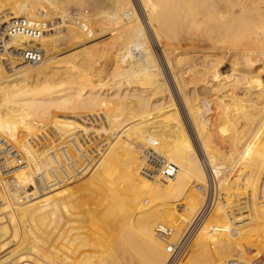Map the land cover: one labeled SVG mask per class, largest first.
I'll return each instance as SVG.
<instances>
[{
	"label": "bare ground",
	"instance_id": "1",
	"mask_svg": "<svg viewBox=\"0 0 264 264\" xmlns=\"http://www.w3.org/2000/svg\"><path fill=\"white\" fill-rule=\"evenodd\" d=\"M12 2H0V30L5 27V30L20 29L24 32L12 38H8V34L0 36V162L8 165L10 169L19 166L22 160L15 159L16 151L17 155L23 156V162L29 161L30 165L28 163L23 170L9 172L6 176L0 175V255L11 248L14 242L19 243L17 248H12V251L10 249L0 257V264H169L170 257L166 246L157 238L154 227L168 225L175 232L174 237H181L193 224L202 208L206 190L211 186L208 179L217 180L220 190L224 181L221 175L224 171L232 177L230 184L237 187L238 192L237 188L227 192L224 203L221 202L220 205L219 202L216 205L208 219V223L212 222L208 224L210 229L203 230L205 238L209 237L210 240L206 239V242H214V245H217L214 246L215 249H221L226 257L225 259L222 256V260L231 259L233 262L244 254L243 248H247L246 246L260 248L261 252H264L263 0H225L230 7L227 8L229 13L222 11L223 13L206 15V12H200L206 15V53L215 57L216 53L211 49L221 46L219 41H214L215 36L218 39L222 33H225L226 37L227 33H232L234 35H230L235 38L229 41V49L234 57L231 64L228 63L232 67L231 75L221 73L220 67L223 65L220 61L206 60V98L202 99L206 100L207 106H214L218 112L208 107L205 112L200 105H190L188 99L183 98L185 86L182 82L183 78L185 81L189 80L187 76L190 69L182 71L184 68L180 66L181 70L174 71L178 64L186 63V60L179 56L184 53L178 55V62H173V51L169 53L167 49L170 48L162 47V36L169 35L170 40H173L170 31L173 25H180L181 19L178 13H175V18L169 16V20L171 21V17L176 20L180 18L179 24L173 19L172 26L169 20L165 21L173 6H170L168 11L167 8L162 11L159 10V3L166 4L167 0L139 2L145 23L150 26L167 69L173 76L171 82L174 83L173 88H176L177 94L173 93L172 86L162 78V70L155 55L151 53L141 27L138 26L133 0ZM218 3L216 4L219 5ZM72 6L80 11L75 13ZM201 6L197 5V8L195 6L191 9ZM85 7L87 10L92 9L94 14L82 11ZM48 8L50 11L52 9L54 18L39 11ZM190 10L187 11L189 18L191 14L196 15V10L195 13ZM159 11L164 12V15L158 13ZM104 13L108 14L103 16ZM200 13L197 15H201ZM76 16L78 17L75 18ZM192 17L188 19L191 20L190 23L196 20H192ZM185 20L188 21L185 18L183 22ZM165 23L170 27H166ZM240 26H243L241 31L250 26L259 34L253 31L252 35L250 33L252 37L247 34L244 38L239 33ZM174 28L173 30L177 29ZM236 28L239 30H234ZM27 31H37L40 34L32 38V35H27ZM177 31L179 29L174 33ZM247 31L251 32L248 29ZM99 32L112 35L111 44L117 49L112 51L113 70L103 74L104 78H108L105 84L98 82L103 78V61L107 58L108 48L96 41L100 39ZM214 34L216 35L213 36ZM142 38L145 43H142ZM164 38L169 39L168 36ZM72 41L77 42V52H73L76 51L74 45L71 60L64 62L67 60L64 59L63 65L58 64L61 62H52L54 57L49 58L51 63L45 60L31 66L22 65L27 62L22 57L28 51L26 44H29L28 48L34 49L33 45L39 43L53 53L59 49L62 51L64 46ZM14 57L16 61L4 64L6 58ZM76 61L79 62V68L76 65L74 67ZM8 65L12 69L9 70L10 73L6 70ZM178 94L193 126L192 135L187 130L189 126H184L188 125L189 121L184 122L186 120L183 119L180 109L182 105L178 108V102H174V98L178 100ZM107 103L131 110L132 123L122 124L120 130L111 128L106 131L108 134L102 133L94 138L95 129L83 127L81 123L72 120L79 111L93 110L95 113L94 109ZM59 111H67L71 116L66 115L67 113L66 116L60 115ZM202 111L205 113L201 114ZM207 113L211 114L209 119ZM159 128L164 129L166 133L161 132ZM80 131L91 135L93 139L96 153L91 156L82 153L83 145L81 146L76 135ZM131 133L143 140L155 137V154L178 167L174 178L151 179L142 176L145 168L143 155L138 156L135 146L129 147L127 142L121 141ZM33 139H41L40 144L46 150L40 153L42 149L39 148L38 153V149L32 146L36 142L33 143ZM93 143L90 142V146ZM165 145H171V148L161 154ZM10 146L13 148L9 149ZM62 146H65L66 150ZM89 149L92 152L91 147ZM196 150L202 158L205 156L211 170L208 171L203 160L202 166ZM78 156L85 159L83 167L77 165ZM90 160L95 161L97 166L86 170L93 172L89 174L92 181L88 179L91 185L86 189L92 196L99 194L100 203L96 208L88 204L90 194L85 201V197L81 199L84 195L82 191L80 196L75 190L65 188L75 183L81 173L89 167ZM35 176L39 177L38 186ZM10 179L20 182L21 191L15 192L9 188ZM194 182L195 191L191 188ZM29 186L35 188L33 193L28 194ZM20 192L26 194L23 200L19 196ZM155 202H161L162 210L146 212ZM5 213H8L5 215L7 220L3 217ZM40 230L44 233L42 236V232L39 234ZM234 230L238 231L235 236L232 234ZM200 236L204 237L202 233ZM237 236L240 237L239 242L234 240ZM204 242L200 245L202 250L208 244L205 242V245ZM41 245L47 249H44L46 252ZM210 245L209 249H214L210 248ZM208 250L205 249L209 255ZM214 254L212 253V256ZM242 260L248 263L245 259Z\"/></svg>",
	"mask_w": 264,
	"mask_h": 264
},
{
	"label": "rangeland",
	"instance_id": "2",
	"mask_svg": "<svg viewBox=\"0 0 264 264\" xmlns=\"http://www.w3.org/2000/svg\"><path fill=\"white\" fill-rule=\"evenodd\" d=\"M1 1H3V0H1ZM0 1V2H1ZM12 3H14L15 2V0H10ZM138 1V2H137ZM164 1H166V0H164ZM169 1V2H168ZM173 1L174 0H167V3L165 4V2H163L164 4H162V3H159V5H160V8H159V10L161 9L162 11H163V9L165 10L166 8H167V11L169 10L168 8L170 7V6H173V9H172V7H171V9L169 10V12H168V19H167V17H165L166 19H165V21H167V20H169L170 18H169V16H176V14L181 18H179L180 19V21H179V19L177 18V20L176 19H173L172 17H171V21L172 22H174L175 20V22L177 23L178 21L180 22V25H176V27H175V25H173L174 27V29H176V30H178L179 29V31H177V32H175V33H177V35H175L174 36V31H176V30H173V28L171 29L172 31H170V30H168V33H169V31L171 32V39L172 38H174V39H177V40H179V42L178 41H175L174 39L173 40H170V36L169 35H165L164 37H166V36H168L169 37V39L168 38H164L163 36H162V38H161V40H163L164 41V43L162 42V47L163 48H170V49H167V52H169V53H171L172 51H173V55H171L172 57H174V58H172V61L173 62H178L179 61V58L180 57H182V58H184L186 61V63H183V65H181V64H178L177 66H176V63H174L175 64V71L174 72H177V71H179V70H181L182 68H184V69H182V71H184V70H187V69H190V71H189V73H188V79L189 80H187V81H185V78H183V82H182V84H184V88H183V94L185 95H183V98L184 99H188V104H190V105H192L191 103H193L194 105L195 104H197V105H200L201 106V108L203 107V110H205V112H206V109H207V107L210 109V110H213L214 112H218V111H216L215 110V107L213 106V107H211V106H207L206 105V100L205 99H202V98H206V94H205V92H206V60L207 61H213V60H217V61H220V63H222V67H220V71H221V73L222 74H224L225 73V75H231V73H232V67L228 64V63H230L231 64V62L234 60V57H232V53L230 52V47H229V41H231V39H235L233 36H231V35H234V34H232V33H227V37H226V35H225V33H222L225 37H226V39H225V37L222 35V34H217V35H219L218 36V39L216 38V34H214L213 36H215L214 37V41L215 42H217V41H219L220 43H221V46L220 47H218V48H214V49H211L212 50V52H214V53H216V55H215V57H213L212 55H209V53H206V32H204V31H206V21H204V20H206V15H208V14H214V13H223V12H227V13H229V11H228V9L230 8L228 5H227V2H225V0H222L223 2H219V1H221V0H215V1H212L211 2V0H206V2H202V1H200V0H198V1H193V0H175V3H177V2H180V3H177V4H175V3H173ZM199 1H200V5H199ZM219 3H218V2ZM133 7H134V10H135V12H136V15L138 16V22H139V24H138V26L139 27H141V29H142V31H143V34H144V36H145V38H146V42H148V44H149V46H150V49H151V53L153 54V55H155V58H156V60H157V62H158V64H159V66H160V68H161V75H162V78L167 82V84L169 85L170 84V87L172 88V89H174L173 90V93L175 94H177V90H176V88H173L175 85H174V83L173 82H171V81H173V76H172V74L170 73V71L167 69V65L165 64V61H164V57H163V55H161L162 54V52H161V49H159L158 48V46H157V44H156V42H155V40H154V36H153V34H152V31L150 30V26H148V24H147V22L145 23V19H144V17H143V13H142V11H141V4H140V2H139V0H133ZM160 2V1H159ZM162 2V1H161ZM171 2V3H170ZM183 2V3H182ZM192 2H193V4H192ZM195 2H196V4H195ZM211 2V3H210ZM139 3V4H138ZM170 3V4H169ZM174 5H176V6H174ZM216 3H218L219 5H217ZM221 3H223V4H221ZM179 4V6L177 7V5ZM190 4H191V6H190ZM203 4V5H202ZM204 4H205V6H204ZM193 5V6H192ZM197 5L198 6H201V8L199 7L198 9L200 10H198V9H191V7L193 8V7H195L196 6V8H197ZM211 5V6H210ZM226 7H225V6ZM161 6H162V8H161ZM188 6V8H189V10L191 11V13L193 12V13H195V10H196V15H197V13L199 14L200 12L201 13H205L206 12V15H202L201 13V15H197V18H196V15H193V14H191L190 15V18L192 17V15L194 16V17H192V20L193 19H195L196 18V20H193L194 22L193 23H190L191 22V20H188V19H190L189 18V12L187 13V11H189V10H187L186 9V7ZM207 6V7H206ZM217 6V7H216ZM41 7V6H40ZM40 7H39V9H40ZM73 7V9H74V12L76 13V12H78V11H80L79 10V8H77V7H75V6H72ZM261 7L263 8V10H264V0H263V3L261 4ZM52 8V7H51ZM76 8L78 9L77 11H76ZM204 8V9H203ZM209 8V9H208ZM218 8V9H217ZM224 10H223V9ZM228 8V9H227ZM42 9V8H41ZM50 8H48V9H43V10H39L40 11V13H42L43 15H46V14H49V16L50 17H52V18H54L55 17V15L52 13L53 11H52V9H51V11L49 10ZM89 9V8H88ZM216 9V10H215ZM221 9V10H220ZM45 10H48V11H45ZM179 10V11H178ZM193 10V11H192ZM205 10V11H204ZM220 10V11H219ZM226 10V11H225ZM43 11V12H42ZM82 11H87L88 12V14L90 13V14H94V12L92 11V9H89V10H87V8L85 7V8H83V10ZM90 11V12H89ZM167 11H165V13H167ZM178 11V12H177ZM180 11H182V12H180ZM185 11V12H184ZM204 11V12H203ZM208 11H209V13H208ZM211 11H214V12H211ZM223 11V12H222ZM173 12V13H172ZM158 13H161V11H159ZM163 13V15H164V12H162ZM162 13H161V15H162ZM173 15H172V14ZM176 13V14H175ZM181 13H182V15H181ZM246 13H250V12H246ZM108 13H104L103 14V16H106ZM180 14V15H179ZM166 15V14H165ZM166 15V16H167ZM210 16V15H209ZM78 16H76L75 18H77ZM175 18V17H174ZM185 18H187V20L188 21H184L183 22V20L185 19ZM174 21H173V20ZM170 21V20H169ZM170 21V22H171ZM73 22V21H72ZM74 22H75V20H74ZM170 22H168V24L170 25ZM171 22V26H172V23ZM179 22H178V24H179ZM175 23V24H176ZM189 23H190V25H189ZM77 24V26H78V24H79V22L78 23H76ZM166 25V23H165V26L167 27L168 26V28L170 27L169 25ZM189 26H187V25ZM73 25H75V24H73ZM107 25V24H106ZM76 26V25H75ZM75 27V28H78V27ZM180 26V27H179ZM111 27V26H110ZM179 27V28H178ZM241 27H243V26H240L239 27V29L241 28ZM186 28V29H185ZM238 28V27H237ZM234 29V30H239V29ZM101 29V28H100ZM243 28H241L240 29V31L242 30ZM247 29L249 30V31H251V32H248L247 31ZM149 30L151 31V32H149ZM186 30V31H185ZM188 30H190V31H188ZM256 29H254L253 27H248L247 28V26H246V29L244 28V30L243 31H239V33L241 34V35H243L242 37H244V36H248V35H250V33H251V35H252V33H254V32H256L255 31ZM180 31H182V32H180ZM203 31V32H202ZM254 31V32H253ZM103 32H105V30L103 31ZM102 32V33H103ZM185 32V33H184ZM248 32V33H247ZM246 35H245V34ZM231 34V35H230ZM248 34V35H247ZM255 34H259V32L257 33H255ZM255 34H253V35H255ZM99 35H100V39H98V40H96L97 42H99V44L101 43L102 45L104 44V46H106L108 49H107V55H106V57L108 58H105V61H103V69L105 70L103 73H102V75L101 76H103V78L102 79H100V82H98V83H100V84H105L106 82H107V77H105L104 78V76L107 74V72H109V71H111V70H113V65H112V62H113V59H111L112 57H113V54H114V52H112V51H114V50H117V49H114V47L112 46V44H111V41H113V39H112V35H110V34H105V35H103V34H100V32H99ZM101 35H103V36H101ZM231 36L230 38H229V36ZM240 35V36H241ZM250 35V37H252ZM176 36H178V38H176ZM223 38H222V37ZM153 37V38H152ZM192 37H194V38H192ZM220 37V38H219ZM189 38L191 39V40H189ZM227 38H229V39H227ZM245 38V37H244ZM112 39V40H111ZM181 39V40H180ZM200 39V40H199ZM142 40V43H145V41L143 40V38L141 39ZM154 40V41H153ZM189 40V41H188ZM108 41H109V43H108ZM184 41V42H183ZM193 41V42H192ZM201 42V43H200ZM228 42V43H227ZM185 43V44H184ZM220 43H218L219 45H220ZM223 43V44H222ZM77 44V42H75V41H72V42H70V43H68L66 46H64L65 47V49H62V51H60V49L58 50V52L56 51V52H51V51H49L48 50V48H46L47 50H46V57H45V59L43 60L44 62H45V60L47 61V60H49V61H47V63L48 62H50L51 63V61L52 62H61V63H58V64H60V65H63V63L64 62H66V61H68V59L69 60H71V56L73 55V53H72V51L75 49V47L77 46L76 45ZM107 44H110V45H108L107 46ZM184 44V45H183ZM187 44V45H186ZM71 45V46H70ZM75 45V47H73ZM186 46H188V47H186ZM46 47V46H45ZM69 47V48H68ZM73 47V48H72ZM78 47V46H77ZM76 47V51H73V52H77V48ZM112 47H113V49H112ZM72 50H71V49ZM213 48V47H212ZM258 48H260V46H258ZM55 50H57V48L55 49ZM71 50V51H70ZM67 52H71V53H67V55H66V53ZM112 52V53H111ZM51 53V54H50ZM74 53V54H75ZM160 53V54H159ZM182 53H184V55L183 56H181V55H179V54H182ZM60 55V56H59ZM64 55V56H63ZM70 55V56H69ZM178 55L180 56V57H178ZM207 55V56H206ZM230 55V56H229ZM212 56V57H211ZM54 57V58H53ZM63 57V58H62ZM67 57V58H66ZM69 57V58H68ZM216 57H217V59H216ZM49 58H53L51 61H50V59ZM55 59V60H54ZM64 59H67V60H65L64 61ZM189 59V60H188ZM231 59V60H230ZM54 60V61H53ZM57 60V61H56ZM176 60V61H175ZM64 61V62H63ZM188 61V62H187ZM225 61V62H224ZM77 62V61H76ZM224 63H226V64H224ZM65 64V63H64ZM22 65H24V66H31V65H26V64H22ZM21 65V66H22ZM77 66V68H79V62H77V63H74V67H76ZM184 65H186V67H184ZM19 66V65H18ZM180 66H182V68L181 69H179L180 68ZM227 67V68H226ZM7 68V67H6ZM229 68V69H228ZM6 70H11V69H9V68H7ZM107 70V71H106ZM7 71V72H8ZM188 71V70H187ZM187 71H185V72H187ZM195 71V72H194ZM197 71V72H196ZM204 73H203V72ZM231 72V73H230ZM8 73H10V71L8 72ZM198 75H200V76H198ZM200 73V74H199ZM103 74H105V75H103ZM204 74H205V76H204ZM200 77V78H199ZM193 78V79H192ZM196 78H199L198 80L196 79ZM170 79V80H169ZM190 79H191V82H190ZM200 80V81H199ZM196 82V83H195ZM200 83V84H199ZM97 84V83H96ZM185 84H187V85H185ZM199 84V85H198ZM196 88V89H195ZM176 91V92H175ZM185 92V93H184ZM197 92H199L198 94H197ZM187 95V96H186ZM193 95V96H192ZM199 95V96H198ZM205 95V96H204ZM198 97V98H197ZM216 97H218V95H216ZM173 98H174V96H173ZM199 99V100H198ZM179 100V101H178ZM178 100H176L175 98H174V102H178V108H179V106L180 105H182V108H180L181 109V113H183L182 114V116H183V119L184 120H186V121H184V122H188L187 124L188 125H186L185 123V125L184 126H189V127H187V130H189L188 132H190L191 133V135L193 134V126L191 125V122H190V120H189V118L187 117V111L185 110V107H183V104H182V99L179 97V94H178ZM190 100V101H189ZM197 100V101H196ZM201 100H204V101H201ZM180 102V103H179ZM190 102V103H189ZM202 104H201V103ZM203 102H205V103H203ZM104 105V106H103ZM101 104L100 105V107H98V108H96V110L94 109V112L95 113H93L92 111H85V112H83V111H79L78 113H76L75 115V118H73L72 120H74L75 122H77V123H81L80 125H82L83 127H86V128H92V129H95V136H94V138H96L98 135H100V134H102V133H106V134H108L106 131H108L109 129L111 130V128H113V129H115V130H120L121 129V126H122V124H124V123H126V124H130V123H132V119H133V113H132V111L131 110H128L127 108H123V109H121V108H117L116 106L117 105H115L114 103L113 104ZM105 105H106V107H105ZM111 105V106H110ZM204 105V106H203ZM206 105V106H205ZM105 107V108H104ZM112 107H113V109H112ZM181 107V106H180ZM111 108V109H110ZM115 108H117V109H115ZM102 109V110H101ZM97 110H99V111H97ZM183 111V112H182ZM82 112V113H81ZM204 111H202L201 112V114H204L205 113ZM61 113V114H60ZM67 113V114H66ZM93 113V114H92ZM58 114H60V115H69V116H71V114H68V112L67 111H64V113H62V112H60L59 111V113ZM77 114H79V115H77ZM82 114V115H81ZM217 115H218V113H216ZM65 115V116H66ZM80 116V117H79ZM89 116V117H88ZM206 116H207V118L209 119L210 117H211V114H209V113H207L206 114ZM88 117V118H87ZM87 118V119H86ZM95 120H93V119ZM84 120H85V122H84ZM87 120V121H86ZM90 121H92V122H90ZM83 122H84V124H83ZM86 122H88V123H86ZM93 123H95L94 125H92ZM88 124H89V126H88ZM90 125H91V127H90ZM93 126H95L94 128H93ZM191 126V127H190ZM104 127V128H103ZM185 127V128H186ZM191 128H192V130H191ZM160 129V128H159ZM158 129V130H159ZM161 130V132H164V133H166V131L164 130V129H160ZM80 133H82V134H80ZM79 134V135H78ZM78 134H76L77 135V138L79 139L78 141L80 142V144H81V146H82V148H83V150H82V153H86L88 156H91V154H93V153H96V150H94V149H96V146H95V144L93 143V139L91 138V135L89 136V135H86V134H84V132L83 131H80V132H78ZM84 134V135H83ZM83 136V137H81V136ZM104 136H106V135H102V137H104ZM82 138V141H81V138ZM194 138H195V136H193ZM192 137V138H193ZM165 138H166V136H165ZM167 140L169 139V138H166ZM41 139H39V140H37L36 141V139H33V143L35 142V144H33L32 146H34V148L35 149H38V153H39V150L40 149H42V150H40V153H41V151L43 152L44 150H46V149H44L43 148V146H41V144H40V141ZM86 140V141H85ZM195 140V139H194ZM39 141V142H38ZM121 141H123V142H127V144L129 145V147L131 146H135V150L136 151H138V156H142L143 155V159H145L144 157H145V152L147 151V149L148 148H155L154 146V143H155V137H150V139L149 140H143V139H138L137 138V136L135 135V133L134 134H128L123 140H121ZM196 142H197V140H195ZM38 142V143H37ZM85 142H86V144L87 145H85ZM90 142H92L93 144H91V146H90ZM30 143H32L31 141H30ZM125 143L123 144V146H125ZM89 144V145H88ZM35 145H37V147L35 146ZM39 145V146H38ZM85 145V146H84ZM95 147H94V146ZM88 146H90L91 147V151L92 152H90V147H88ZM108 146V145H107ZM63 148L65 147V146H62ZM92 147H93V149H92ZM40 148V149H39ZM66 148V147H65ZM64 148V149H65ZM86 148V149H85ZM102 148H104V147H102ZM105 148H107L106 146H105ZM171 148V145H165L164 146V148L162 149V153L161 154H163V153H165L168 149H170ZM85 149V150H84ZM87 149H88V151H87ZM139 149V150H138ZM66 150V149H65ZM225 150V149H224ZM84 151V152H83ZM102 151V150H101ZM140 151V152H139ZM142 153V154H141ZM159 153V152H158ZM196 155H197V157L199 158V160L201 159V161H200V163L202 164V160H203V164H205L206 165V167L208 168V171H209V169L211 170V167H210V165H208V163L206 162V158H205V156L202 158V156H201V154H200V152L198 151V150H196ZM81 159V160H80ZM77 160L78 161H76L77 162V165L78 166H80V167H83L84 166V164H85V159H83L82 158V156H78V158H77ZM97 160V159H96ZM92 163V164H91ZM83 164V165H82ZM89 164V167H87V166H85V167H87L86 169H85V167L83 168V171H84V169H85V171L83 172V173H81L82 175H80V179L78 178L76 181H75V183H73V184H71V185H69V186H67V187H65L66 189H69V190H72V191H74V192H78L79 193V195L80 196H82L81 195V191H82V193L84 194L83 196H82V198L81 199H83L84 197V199H85V201L86 200H88V198H89V194H90V203H91V205H90V203H88L89 204V206H91V207H94V208H96V207H98V205H99V200H98V198L100 197V196H98L99 194L98 193H94L95 195H93L92 196V194L89 192V194H88V189H86V188H89L90 187V185H91V182L89 181V180H91L92 181V179H89L91 176V174L93 173V172H91V171H86V170H89V168L90 167H95V166H97L96 164V162L94 161V162H92L91 160H90V163H88ZM203 164H202V166H203ZM90 174V175H89ZM207 174V173H206ZM227 175H228V179H227ZM143 177H145L144 175H142ZM222 177H221V179L222 180H224L223 182H222V185H220V190L222 189V191H221V193H223V194H225V196L224 197H227V195H228V193L227 192H231V190H234V189H236L234 186H233V184L231 185L230 184V180L232 179V177L227 173V171H224V173L221 175ZM226 177V178H225ZM230 177H231V179H230ZM92 178V177H91ZM225 178V179H224ZM89 179V180H88ZM207 179V178H206ZM87 180H88V182H87ZM226 180V181H225ZM87 183H86V182ZM228 181H229V183H228ZM208 182V181H207ZM224 182H226V183H224ZM195 184H193L192 183V187L191 188H193V191H195V189L194 188H196V182H194ZM74 184H76V185H74ZM78 184V185H77ZM224 184V185H223ZM229 185V186H228ZM73 186V187H72ZM78 186V187H77ZM233 186V187H232ZM76 187V188H75ZM80 187V188H79ZM217 188H219V183H218V185H217ZM240 189V188H239ZM80 190V191H79ZM87 192H86V191ZM237 190V192H238V188L236 189ZM84 192H86V193H84ZM88 194V195H87ZM227 194V195H226ZM23 200V199H22ZM25 201V200H24ZM219 203V202H218ZM217 203V204H218ZM155 204V205H154ZM153 205H152V207L151 208H147L148 210L146 211V212H150L151 210H162V204H161V202H155ZM220 205L222 204L221 202L219 203ZM160 208V209H159ZM146 212H145V214H146ZM8 214V213H7ZM6 213L5 214H3L2 216L5 218L6 216L5 215H7ZM1 216V217H2ZM249 218H250V216H248ZM5 220H7V218H5ZM212 221V220H211ZM208 222H210L209 220H208ZM207 222V224H206V227L204 228L205 230H206V228H207V230H209L210 229V227L208 226V224H211V223H208ZM157 225V224H156ZM168 226V225H167ZM157 226H155L154 227V232H155V228H156ZM168 227H170V226H168ZM209 227V228H208ZM203 229V230H204ZM201 231L200 232V235H201V233H202V236H204V237H201L199 234L197 235V237L195 238V240L193 241V244L191 245V248H190V250H189V252H188V254L182 259V260H180L177 264H209V263H211V264H226L227 263V261L228 260H225L226 259V257H224V255H223V252L221 251V249H215V247L217 246V245H214V242H206V239L207 240H209V237L208 238H205L206 237V235H203L204 233V231ZM206 230V231H207ZM205 231V232H206ZM40 232H42V230H40L39 231V234H40ZM175 233V232H174ZM173 233V234H174ZM236 233V234H235ZM232 232V234L235 236V235H237V233H238V231L237 232ZM42 234H44L43 232L40 234V236H42ZM155 234H156V232H155ZM208 236H211V235H209V234H207ZM157 236V235H156ZM183 236V234L181 235V237ZM29 237H32V236H29ZM181 237H178V238H176V237H174V235L173 236H171V238H170V240H168V242H176V241H178ZM158 238V237H157ZM174 238V239H173ZM201 238H203V240L201 239ZM240 237H236V239H234L236 242H239L240 241V239H239ZM159 239V238H158ZM205 239V240H204ZM163 244H165L164 246H166V243L164 242V241H162L161 239H159ZM176 240V241H175ZM198 241H200L199 242V244L198 243H196V242H198ZM202 241V242H201ZM203 241H205L206 242V244H207V248L209 249V245L210 244H212V245H210V248H214V249H207L206 247H205V249L206 250H208L209 251V255H208V252H206L205 251V249L204 250H202L201 249V246L203 245ZM210 241V240H209ZM17 242V241H16ZM205 242H204V244H205ZM15 243V242H14ZM13 243V245L11 246V248L9 247L7 250H5L3 253H1L2 255H4V254H6V253H8L9 252V250L10 251H12V248H17L18 247V242H17V244L15 243L14 244ZM205 244V245H206ZM201 245V246H200ZM215 246V247H214ZM246 246V245H245ZM42 249H43V251H47V249L43 246V245H41L40 246ZM247 248H243L244 250H245V252H244V254L242 255V256H239V258L238 257H236V258H238V259H245L246 261H248V263L252 260V258L254 257V254L255 253H262L261 252V250H260V248H251V247H248V246H246ZM166 248V247H165ZM197 248H200V249H197ZM13 249V250H14ZM45 249V250H44ZM203 252H205V253H203ZM214 250L216 251V250H219L220 252H222V254L219 252V251H216V252H214ZM45 251V252H46ZM201 251V252H200ZM256 251V252H255ZM6 252V253H5ZM214 254V253H217V254H214L213 256H212V253ZM200 253V254H199ZM201 253H203V254H201ZM197 254V255H196ZM206 254V255H205ZM2 255H0V257L2 256ZM169 255V254H168ZM199 255V256H198ZM213 257L212 259H211V256ZM216 255V256H215ZM205 256V257H204ZM222 256L225 258L224 260H222L223 258H222ZM169 257H170V255H169ZM202 257V258H201ZM210 257V258H209ZM215 257V258H214ZM216 257H219V259H220V257H221V261L220 260H218V258L216 259ZM243 257V258H242ZM209 258V259H208ZM170 259V258H169ZM208 259V260H207ZM211 259V260H210ZM235 259V258H234ZM206 260V261H205ZM231 260V259H230ZM229 260V261H230ZM213 261V262H212ZM197 262V263H196ZM207 262V263H206ZM224 262V263H223ZM247 263V262H246ZM247 263V264H248Z\"/></svg>",
	"mask_w": 264,
	"mask_h": 264
},
{
	"label": "built area",
	"instance_id": "3",
	"mask_svg": "<svg viewBox=\"0 0 264 264\" xmlns=\"http://www.w3.org/2000/svg\"><path fill=\"white\" fill-rule=\"evenodd\" d=\"M22 20H25L22 18ZM21 32H24L23 30L21 31L20 29L17 30H5V27H3L0 30V36L8 34V38H12L14 35H17ZM30 34L32 35V38H36V35L40 34V32L37 31H31L27 35ZM29 44H26L25 47H27L28 51L26 54L22 57H24L27 62L25 63L26 65H34L36 63H39L43 61L46 57V47L41 44H34L32 48H28ZM25 51V50H24ZM3 54V53H2ZM10 58V57H9ZM6 58V61L4 64L7 62L11 63L16 61V58L14 57L13 59ZM10 65L7 66L9 68ZM11 69V68H9ZM12 70V69H11ZM13 147L10 146L9 149H12ZM18 153L15 151L14 156L15 159L22 160L20 165L11 168L3 164L0 165V175H8L9 172L13 171H19L23 170L25 167H27V164L30 162H23V156L22 155H17ZM145 168L142 171V175L145 177L147 176L148 178H156V177H161L163 179H168V178H174L176 173L178 172V167L174 164H171L169 162H165L163 159L158 157L155 154V151L153 148H148L147 151L145 152ZM37 186L40 184L39 182V177H34ZM209 183L211 184L210 188L206 190V198L204 200V203L202 205V208L200 209L197 217L195 218L194 222L192 225L189 226L187 231L183 234V236L176 242H168L170 240L171 236H173V229L171 227H168L166 225H158L155 228L156 235L159 239L164 241L166 243V249L167 253L170 255V261L169 264H177L180 260H182L189 252L191 245L193 244V241L197 237V235L206 227V224L208 222V219L212 215L213 211L216 208V205L218 202L224 203V194L220 192V190L217 188L218 182L217 180H214L213 178H209ZM8 186L12 191L18 192L21 191L22 187L20 186V182L17 179H10L8 182ZM199 187V186H198ZM30 189L28 192L33 193L35 188L32 186H29ZM20 198H24L26 196L25 193L20 192ZM27 200V199H24ZM227 202H225L226 204ZM228 204V203H227ZM234 233L236 230L233 231ZM250 264H264V252L262 253H255L254 257L252 260L249 262ZM226 264H246L243 262L242 259H238L236 262H233L232 260L228 261Z\"/></svg>",
	"mask_w": 264,
	"mask_h": 264
}]
</instances>
